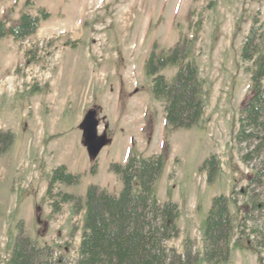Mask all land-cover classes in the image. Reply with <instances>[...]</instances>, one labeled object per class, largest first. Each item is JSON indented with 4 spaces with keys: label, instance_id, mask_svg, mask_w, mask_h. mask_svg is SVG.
Segmentation results:
<instances>
[{
    "label": "rangeland",
    "instance_id": "rangeland-1",
    "mask_svg": "<svg viewBox=\"0 0 264 264\" xmlns=\"http://www.w3.org/2000/svg\"><path fill=\"white\" fill-rule=\"evenodd\" d=\"M39 10L50 13L40 30L23 40L0 37V76L6 75L0 77V128L13 135L0 155V264H9L21 222L33 242L52 247L53 260L77 259L84 209L74 211L67 202L51 213L46 189L53 168L63 164L79 176L76 184L56 187L83 204L91 184L120 192L111 163L152 153L163 158L151 192L178 205L179 234L169 246L181 252L190 239L200 255L196 264H207L201 257L205 218L211 198L224 194L235 225L229 264H264V175L250 183L264 167V142L246 164L234 140L239 108L250 94L241 44L254 17L264 26V0H0V23L15 26L25 12ZM176 42L184 60L197 66L203 108L190 127L172 130L153 96L145 61L154 44L158 52ZM175 70L160 72L169 80ZM49 77L68 97L65 113L52 120L61 132L54 137L47 87L39 90ZM35 102L41 109L32 115ZM89 111L98 133L110 139L96 158L73 145ZM212 155L216 165L208 181L202 165ZM133 189L138 192V181Z\"/></svg>",
    "mask_w": 264,
    "mask_h": 264
},
{
    "label": "trees",
    "instance_id": "trees-1",
    "mask_svg": "<svg viewBox=\"0 0 264 264\" xmlns=\"http://www.w3.org/2000/svg\"><path fill=\"white\" fill-rule=\"evenodd\" d=\"M43 18L48 14L42 12ZM38 17L24 13L15 26L5 28L0 23V37L10 35L23 40L35 32ZM153 45L145 70L151 78V89L156 100L163 104L164 119L171 129L188 128L198 121L203 108L202 86L194 60H184L185 50L180 43L168 51L156 50ZM240 59L249 74L250 94L243 100L239 112L234 140L243 163L257 156L264 142V33L263 26L254 17L243 37ZM167 66H178L167 80L159 72ZM13 135L0 130V155L10 146ZM246 151V152H245ZM213 155L207 158L202 170L210 181L215 170ZM95 162L92 171H96ZM162 166V154L146 158L131 156L124 165L111 163L109 170L119 176L122 189L113 195L101 187H87L84 202L73 194L55 190L57 183L73 185L79 176L67 172L64 165L51 171L46 190L48 204L53 214H58L64 203L70 202L74 211L84 209L83 226L78 257L73 264H196L199 253L192 240L186 239L178 252L168 245L176 238L178 205L174 201H160L152 194ZM264 167L258 170L250 183H258ZM138 181L139 190L134 192ZM229 196L219 194L211 198L203 232L202 261L207 264H229L230 242L235 228L229 209ZM262 207V205H260ZM257 208V206H255ZM11 249L9 264H69L62 258L53 260L49 246L38 247L23 233V223Z\"/></svg>",
    "mask_w": 264,
    "mask_h": 264
},
{
    "label": "crops",
    "instance_id": "crops-1",
    "mask_svg": "<svg viewBox=\"0 0 264 264\" xmlns=\"http://www.w3.org/2000/svg\"><path fill=\"white\" fill-rule=\"evenodd\" d=\"M47 81L48 82L44 83V87H47V95H48L46 97V101H45V110L48 113V115L50 116L49 120H51V123L56 128L54 130V127H53V129L51 131L52 134L50 135L51 137H54L57 134L61 135V132H56V131H58L57 126H59V124L56 123L55 121L52 122V120L57 119L59 117V115L62 116L65 113V111L67 110V107H68V97H66L67 93H64L60 90L58 82H56V81L52 82L53 77H49V79ZM42 87L43 86H40L39 90H41ZM64 94H66V95H64ZM37 109H39V110L41 109L39 103H37L35 105V111H37ZM34 113L35 112L33 110V114ZM73 145L75 147L83 145L82 139H81V136L79 135V133H76V135L74 136Z\"/></svg>",
    "mask_w": 264,
    "mask_h": 264
},
{
    "label": "water",
    "instance_id": "water-1",
    "mask_svg": "<svg viewBox=\"0 0 264 264\" xmlns=\"http://www.w3.org/2000/svg\"><path fill=\"white\" fill-rule=\"evenodd\" d=\"M97 124L98 122L95 118L94 111H89L80 123L84 145L87 152L92 156L97 155L101 148L108 142L105 135H97Z\"/></svg>",
    "mask_w": 264,
    "mask_h": 264
}]
</instances>
